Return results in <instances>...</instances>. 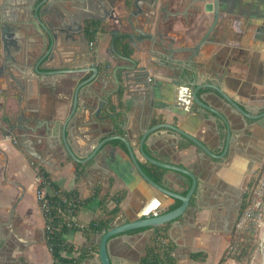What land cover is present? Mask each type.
Instances as JSON below:
<instances>
[{
    "label": "crops",
    "instance_id": "1",
    "mask_svg": "<svg viewBox=\"0 0 264 264\" xmlns=\"http://www.w3.org/2000/svg\"><path fill=\"white\" fill-rule=\"evenodd\" d=\"M40 1L0 0V52L6 47L15 58L18 80L12 82L14 90L7 80L0 82V264H53L36 195L37 166L46 170L55 186L76 192L83 200L75 219L84 224L108 219L112 196L124 194L119 212L107 227L89 236L75 229L64 234V240L76 247L93 244L98 248L93 257L68 264H101L99 243L104 229L181 205L140 174L125 142L111 137L116 135L130 142L140 166L157 184L185 195L191 179L149 162L142 149L157 160L190 169L199 185L189 208L177 220L112 236L108 247L113 264H141L159 232L169 241L174 264H219L229 232L224 230L226 199L218 189L224 182L233 184L237 175L247 178L256 166L248 165L241 153L249 145L245 138L249 127L243 122L251 118L211 94L208 86L221 82L223 91L251 115L264 106V0H220L218 21L191 63L185 62L189 51L169 54L164 49L172 41L176 49L193 46L216 18L214 0H140L143 12L132 20L150 32L156 44L140 38L128 42L129 33L141 37L127 19L135 0H103L112 15L83 20L85 38L73 30L60 36L52 48V60L50 53L43 57L51 46L49 36L45 46V31L33 24ZM89 28L96 29L92 38ZM218 65L228 73L222 81L216 75L223 72ZM80 66H96L99 72L81 87L76 125L67 132L71 151L81 159L77 161L65 147L61 124L73 109L76 87L92 74L86 71L74 78L63 70ZM196 87L230 120L231 155L226 158L207 155L186 136L204 141L215 154L222 151L223 143H216L212 134L217 129L224 136L223 123L193 102ZM103 101L97 117L95 110ZM26 148L36 149L48 163L33 158ZM224 167L229 169L222 171ZM195 253L202 255L193 257Z\"/></svg>",
    "mask_w": 264,
    "mask_h": 264
},
{
    "label": "water",
    "instance_id": "2",
    "mask_svg": "<svg viewBox=\"0 0 264 264\" xmlns=\"http://www.w3.org/2000/svg\"><path fill=\"white\" fill-rule=\"evenodd\" d=\"M98 1H99L98 5H95L93 3V0H41L40 1L39 5L37 6V8L34 10V13H33V16H34L33 17L34 18L33 24L36 25L37 28H42L45 31V35H44L45 46L47 45L46 35L49 36V39L51 42L50 49H48L46 51L47 54L43 55L44 58L46 56H48L50 53V55H52V56H49L48 59L49 60L53 59V56L55 55V52L52 51L53 46L57 43L60 36H62L64 34L66 35V33H68V31H70V30L80 32L82 37L85 38L86 33H85L84 28H83V20H85L87 18L102 19V18L110 17L112 15V10L108 6V4L103 2V0H98ZM139 1L140 0H135V2H134L135 9L131 10L127 19L129 21V23L131 24V28L135 32H138L141 37H139L133 33H129L128 34V42L133 43V39L140 38L142 40L147 39L151 42H154L153 44H156L154 36L150 32H147V31L137 27L135 21L132 20L133 17H135L138 14H141L143 12L141 10V8L139 7ZM219 1L220 0H214L213 12H214L216 18L214 19L213 24L208 27V30L202 35L201 38H199L195 42V44L193 46H187V47H182V48L176 49V48H173V45L175 44V42L172 41L170 44H168L167 47H165L164 50L165 51L168 50L169 54H173L175 52L180 53V52L189 51L191 55L186 58L185 62L191 63V60L193 59V57L198 53L200 46L209 37V35L213 29L214 24L216 23V21H218L219 12H220ZM74 8H76V9L73 10ZM5 52H7V53H5ZM8 52L9 51L6 47H5V50H2V52H0L1 53L0 58L2 59V62L0 63V82H1V80H7L10 88L13 89L12 82L18 81L17 78L15 77L14 71H13V67H16V65L13 64L15 58H13ZM218 66L222 67L223 72L220 74L216 73V75L222 81L224 76L227 75L228 73H227V70L224 66H222V65H218ZM63 71H65V73H66V71H68L67 73L74 74L75 75L74 78H77L78 75L82 72H86V71L92 72V74L85 81H83L81 84H79L76 87L75 92H74V98H73V109L71 110V112H70L69 116L66 118V120H64V122L61 124L62 139H63V142L65 144L67 151L75 158V160L81 161V159H79L77 156H75V154H73V152L71 151V144H70L69 138L67 136V132H71V129H73L76 125L74 122V117H75V113L77 112V106L79 103V98L81 96V90H80L81 87H83V86L89 84L90 82L94 81L98 75L99 69L96 66H89V68L87 66H80V67H76L73 69L67 68ZM221 85H222L221 82H220L219 86L214 85L213 83L209 84L208 87L211 88V90H210L211 94L217 96L220 99H223L233 110L240 113L244 118H259V116L251 115V114H249L248 110H245L244 108H242L234 98L230 97L226 92L223 91ZM198 91H199V88H197V87L193 89V92H192L193 102L196 105H198L199 107L204 108L205 110L211 112V114L215 115L223 123L222 133H224V136L220 137L219 132H217V129H216L215 133L212 134V137L214 138L216 143H217V140L220 141L221 143H223L222 152L219 154L218 153L215 154L213 152V150L208 146V144L205 143L204 141L199 140L197 138H194L192 136H189L187 134H186V136L189 137L195 144H197V146H199V148L203 152H205L207 155L214 157V158H217V159H223L226 156L227 152L229 151L230 141L232 138V130H231L230 120L225 113H223L222 111L211 106L210 103L198 93ZM0 92H2L1 88H0ZM104 104H105V102L103 101L101 103V106L96 108L95 115L97 117H99L100 109L104 106ZM8 123H11V122L8 121ZM55 124L58 125L59 122L57 121V122H55ZM162 125L167 126V127H171L174 130L181 132V130H179V128L176 126H169V124H162ZM53 131L56 132L57 128L54 129ZM181 133H184V132H181ZM111 137H118L125 142L134 165L136 166V168L140 172V174L148 182L157 186L160 190H162L164 193H166L171 198L179 199L182 203L178 207L171 209L167 212L161 211V212H157L155 214H151L150 216L146 215L148 213H143L145 217H143L141 219L129 221V222H126V223L121 224V225H115L113 228H110L108 230L104 229L101 233V240L99 243V261L101 262V264H113V261L111 259L110 252H109V247H108L109 240L112 236L120 234V233L128 232L132 229H137V228H142V227H147V226L157 227V226H160L162 224L173 222V221L177 220L189 208L191 197H192L193 193L197 190L198 185H199V179H198L197 175L193 171H191L190 169L185 168V167H181V166H177L175 164H171L168 162H163V161L157 160V159L149 156L142 149V154L146 157V159L149 162H151L157 166L179 172L181 175L187 176L191 179V184L189 186V190H188L187 194H185V195H182L178 192L169 190V189L157 184L152 178H150L145 173V171L140 166L138 160L135 157V154L133 152V148H132L130 142H128V140L121 135H116V136H111ZM107 140H109V137L105 138L104 140H102L99 143L98 147L96 148L95 154L98 151V149ZM26 151L28 152L29 155H31L33 158L39 160L40 162L48 163L47 160H45V158L42 157L41 154L36 149L26 148ZM184 182L186 184H188L189 180L184 179ZM261 239H262V246L264 249V234H263Z\"/></svg>",
    "mask_w": 264,
    "mask_h": 264
},
{
    "label": "trees",
    "instance_id": "3",
    "mask_svg": "<svg viewBox=\"0 0 264 264\" xmlns=\"http://www.w3.org/2000/svg\"><path fill=\"white\" fill-rule=\"evenodd\" d=\"M96 29L91 30L87 29L89 38L94 36ZM45 175L49 178V174L45 171ZM158 179V178H157ZM252 184V183H251ZM53 188L57 191V194L49 198V209L44 214L46 220V243L53 255V264H68V263H80L86 258L93 257L98 251V248L90 244L87 247H76L74 244L69 243L64 240V234L72 228L67 225L68 222V213L65 211L66 205L65 202H71L72 205V214H77L80 206L83 204L76 192H67L60 189L58 186H55L53 183ZM124 197V194L118 193L112 196L114 201V206L107 210V213L110 215L108 219H97L92 220L87 223V226L81 231L89 236L95 232L101 231L103 228L108 226L109 221L119 212L120 203ZM249 199V198H248ZM248 199L244 202L242 210L246 207ZM65 201V202H64ZM88 201V200H86ZM85 201V202H86ZM176 207V206H175ZM78 230V229H77ZM166 237L165 234L159 232L156 236L155 246L150 249L147 255L141 260V264H174L173 258L170 255V244L168 246V251H165L164 254L160 249V240L159 238ZM238 243V242H237ZM239 245V243H238ZM231 246H234L233 243H230L226 248L221 260L219 263L224 262L229 256L232 258L242 257L244 254V248L242 247L239 254L236 256L235 253H231ZM240 248V247H239ZM63 252L76 253L74 257H68L63 254ZM202 255L200 253L193 254V257H198Z\"/></svg>",
    "mask_w": 264,
    "mask_h": 264
},
{
    "label": "flooded vegetation",
    "instance_id": "4",
    "mask_svg": "<svg viewBox=\"0 0 264 264\" xmlns=\"http://www.w3.org/2000/svg\"><path fill=\"white\" fill-rule=\"evenodd\" d=\"M255 115L259 116V118H251V120L245 119V121L243 122L249 127L247 128L248 131H245V138L249 145H247L245 149L241 150L242 155H245L248 158L247 164L251 167L252 165L256 166L255 170L252 171L253 173L254 171H256L259 165L264 162V106L260 107ZM229 155H231V153H229L228 151L224 158ZM228 169L229 167H224L221 170L227 171ZM252 172L248 176L249 180L247 182L245 180L246 178L244 179L242 175H237V177L234 179L233 184L224 182L223 184H221L222 186H220V189H218L221 198L226 199L224 204L228 208V210L226 211V213L228 214V218L226 221V225L224 226L225 232H230L234 219L240 214L244 202L248 199V196L250 194L248 192V187L251 183L250 178L253 175ZM247 175L248 174H246L245 176ZM242 180L244 181L242 182Z\"/></svg>",
    "mask_w": 264,
    "mask_h": 264
},
{
    "label": "built area",
    "instance_id": "5",
    "mask_svg": "<svg viewBox=\"0 0 264 264\" xmlns=\"http://www.w3.org/2000/svg\"><path fill=\"white\" fill-rule=\"evenodd\" d=\"M90 46H94V42H90ZM37 189L36 195L43 213L49 209V198L55 194L57 191L53 188L50 178L45 175V169L41 166H37ZM255 187L252 189L253 196L249 197L246 207L243 210L242 215L239 217L237 226L239 228L248 227L251 224H262L264 217V174L261 176H256ZM65 202V201H64ZM66 212L68 213L67 225L75 230H82L87 226V224L81 223L75 219L76 214H72L71 202H65ZM162 253L168 251L169 241L165 237L159 238ZM236 246H231V253H236ZM224 264H234L232 256H229Z\"/></svg>",
    "mask_w": 264,
    "mask_h": 264
},
{
    "label": "rangeland",
    "instance_id": "6",
    "mask_svg": "<svg viewBox=\"0 0 264 264\" xmlns=\"http://www.w3.org/2000/svg\"><path fill=\"white\" fill-rule=\"evenodd\" d=\"M264 174V162L259 165V167L254 171L252 177L250 178V183L248 187V192L250 193L248 198L253 196L252 189L256 186L255 179L256 176H261ZM247 177L246 182L249 180ZM245 182V183H246ZM247 205V204H246ZM243 211L234 219L231 230L229 232V240L227 241V247L230 243L236 246V256L244 248V254L242 257H237L233 259L234 264H264V249L262 246V236L264 234V217L262 224H251L248 227L239 228L237 222L239 217L242 215ZM226 242V241H225ZM239 245H238V243ZM240 247V248H239ZM242 253V251H241ZM224 262L219 264H224Z\"/></svg>",
    "mask_w": 264,
    "mask_h": 264
}]
</instances>
